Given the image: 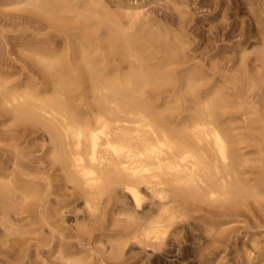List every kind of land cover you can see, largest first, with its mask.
I'll list each match as a JSON object with an SVG mask.
<instances>
[{
	"label": "rangeland",
	"instance_id": "obj_1",
	"mask_svg": "<svg viewBox=\"0 0 264 264\" xmlns=\"http://www.w3.org/2000/svg\"><path fill=\"white\" fill-rule=\"evenodd\" d=\"M52 1L0 0V264H264V0H102L106 8L99 0H67L70 10L49 9ZM116 33L139 43L145 68L158 72L127 98L178 119L213 101L234 141L238 186L218 200L179 195L187 218L162 243L134 236L126 222L132 199L121 185L90 209L48 121L16 115L7 100L38 90L54 96L45 52L67 62V97L92 118L102 98L75 47L91 44L96 68L111 75L120 69L126 80L139 63L108 41ZM190 73L201 78L190 81Z\"/></svg>",
	"mask_w": 264,
	"mask_h": 264
},
{
	"label": "bare ground",
	"instance_id": "obj_2",
	"mask_svg": "<svg viewBox=\"0 0 264 264\" xmlns=\"http://www.w3.org/2000/svg\"><path fill=\"white\" fill-rule=\"evenodd\" d=\"M46 5L49 9H71L67 0ZM153 37L159 46L165 42L160 34ZM109 40L123 44L139 67L128 73L126 80L120 69L116 74L105 73L96 68L91 44L78 42L75 51L88 63L85 75L102 98L92 118L82 116L67 97L72 88L67 62L45 52L40 54L56 81L54 96L44 98L38 90L35 94L12 93L7 100L15 105L16 115L48 121L51 137L72 180L82 182L86 188L90 209L112 184L121 185L132 199L126 222L134 236L162 243L171 226L187 218V211L178 203L179 195L194 192L218 200L230 196L238 186L239 179L231 177L236 157L234 141L215 114L217 105L213 101L198 115L178 119L155 110L149 102L127 98L129 90L141 93L148 83L157 81L158 72L145 68L140 44L128 35L110 34ZM200 78L195 73L188 75L190 81ZM71 264L87 263L77 259Z\"/></svg>",
	"mask_w": 264,
	"mask_h": 264
}]
</instances>
